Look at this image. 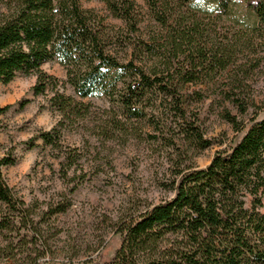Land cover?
Returning <instances> with one entry per match:
<instances>
[{
  "label": "trees",
  "instance_id": "16d2710c",
  "mask_svg": "<svg viewBox=\"0 0 264 264\" xmlns=\"http://www.w3.org/2000/svg\"><path fill=\"white\" fill-rule=\"evenodd\" d=\"M99 1L121 27L107 25L82 0H0V83L33 75L34 95L52 91L49 101L60 122L84 117L86 107L56 90L57 80L42 71L55 62L65 71L62 84L79 98L109 101L111 131L133 135L138 122L148 120L151 139L174 156L162 184L172 197L125 218L114 258L105 264H264V117L245 123L248 104L234 99L240 118L225 111L222 119L241 138L203 169L182 165L190 151L211 145L188 114L183 94V86L196 83L200 70L216 60L194 15L203 8L196 0H149L152 18L163 29L154 37L139 33L140 13L132 0ZM183 1L188 16L179 7ZM254 11L264 22L262 3ZM153 53H159L158 63ZM150 60L155 64L148 66ZM8 108L0 107V115ZM59 137L53 129L36 138L48 145ZM13 163L9 154L0 155V203L6 210L0 235L15 213L19 223L29 216L2 177L1 169ZM74 164L72 159L66 168ZM32 233V243L44 247L43 236Z\"/></svg>",
  "mask_w": 264,
  "mask_h": 264
},
{
  "label": "rangeland",
  "instance_id": "374dc122",
  "mask_svg": "<svg viewBox=\"0 0 264 264\" xmlns=\"http://www.w3.org/2000/svg\"><path fill=\"white\" fill-rule=\"evenodd\" d=\"M132 1L140 13L139 33L158 37L163 29L152 18L149 0ZM213 1L196 0L203 10L194 15L216 60L200 70L196 83L183 86L188 114L211 141L198 154L190 151L191 159L182 164L199 169L241 138L222 119L225 111L239 117L234 99L248 104L245 123L264 117V22L254 11L261 3L264 6V0ZM81 4L105 18L110 27L122 26L101 1L82 0ZM179 7L186 16L191 13L184 1ZM156 57L159 53L150 58L158 63ZM153 60L148 66L155 64ZM42 71L57 80L56 90L88 111L82 118L60 122L49 101L52 91L34 95L35 76L17 75L7 85L0 83V107H9L0 115V155L9 154L14 160L1 169L2 177L29 215L19 223L15 213L2 231L0 264H105L120 244L123 220L172 197L162 184L174 156L151 139L148 120L138 122L133 135L111 131L114 110L107 99L79 98L62 84L65 71L55 62L44 64ZM53 129L60 137L52 144L36 138ZM72 159L75 164L67 169ZM5 212L0 203V216ZM35 230L43 236L44 247L32 243Z\"/></svg>",
  "mask_w": 264,
  "mask_h": 264
}]
</instances>
